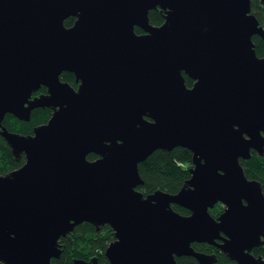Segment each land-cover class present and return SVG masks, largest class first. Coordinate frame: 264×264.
<instances>
[{
  "label": "water",
  "instance_id": "obj_1",
  "mask_svg": "<svg viewBox=\"0 0 264 264\" xmlns=\"http://www.w3.org/2000/svg\"><path fill=\"white\" fill-rule=\"evenodd\" d=\"M253 36L264 41L251 0H0V136L24 158L0 175V263L52 264L59 240L89 223L112 230L108 264L216 263L193 243L264 264L251 254L264 246V194L239 163L264 157V57ZM36 109L52 113L31 135L2 125ZM175 148L192 154L190 178L174 195L141 193L139 164Z\"/></svg>",
  "mask_w": 264,
  "mask_h": 264
},
{
  "label": "trees",
  "instance_id": "obj_2",
  "mask_svg": "<svg viewBox=\"0 0 264 264\" xmlns=\"http://www.w3.org/2000/svg\"><path fill=\"white\" fill-rule=\"evenodd\" d=\"M251 11L264 29V5H260L258 0H251ZM149 23L153 26H160L163 23L159 11H151L148 15ZM74 18H68L64 21V26L69 28L72 26ZM137 34L142 33L141 30L135 28ZM256 55L259 58L264 57V41L259 36H253ZM61 81L68 83L74 89L77 84L74 77L70 73H63L60 76ZM185 84L191 88L193 81L184 75ZM46 89L41 87L32 96L44 94ZM50 109H36L31 112L28 122L19 121L11 115L5 116L2 125L12 133L20 135H31L34 128L45 124L50 116ZM150 121V119H147ZM88 160L93 161L96 156L88 155ZM192 154L184 148H175L169 152L155 151L146 160L138 166L140 177L143 185L137 189L144 195H149L155 191H161L174 195L182 188L184 183L190 178L189 169ZM24 163L23 156L17 162L13 157L10 148L4 139L0 136V175H6ZM244 175L249 180L258 181L262 186L264 194V157L259 156L251 151V158L247 161L240 160ZM223 207L220 203L216 204L209 213L212 217H217ZM172 209L180 215H188V211L176 205H172ZM113 241L112 230L108 227H100L97 231L94 226L89 223L80 224L71 231L65 238L59 240L62 245V253L58 259H53L52 264H73L75 259L89 261L96 259L98 264H108L104 252L108 245ZM194 251L204 254H215L217 261L215 264H228L229 259L215 247L205 243H193L191 245ZM255 257H264V247H257L252 251ZM177 264H198L193 257L176 258Z\"/></svg>",
  "mask_w": 264,
  "mask_h": 264
},
{
  "label": "flooded vegetation",
  "instance_id": "obj_3",
  "mask_svg": "<svg viewBox=\"0 0 264 264\" xmlns=\"http://www.w3.org/2000/svg\"><path fill=\"white\" fill-rule=\"evenodd\" d=\"M44 94H46V92L44 93ZM223 210H224V207H223ZM223 212V211H222ZM221 212V213H222ZM113 240H114V238H113ZM259 247H261V246H259ZM262 247H264V246H262ZM255 249V248H254ZM254 249H252V251L254 250ZM252 251H251V254H252ZM253 255V254H252ZM254 256V255H253ZM255 257V256H254ZM261 257V256H260ZM263 259H264V257H262ZM230 261V260H229ZM228 264H233V262L232 261H230V263H228Z\"/></svg>",
  "mask_w": 264,
  "mask_h": 264
},
{
  "label": "rangeland",
  "instance_id": "obj_4",
  "mask_svg": "<svg viewBox=\"0 0 264 264\" xmlns=\"http://www.w3.org/2000/svg\"><path fill=\"white\" fill-rule=\"evenodd\" d=\"M234 264V263H233Z\"/></svg>",
  "mask_w": 264,
  "mask_h": 264
}]
</instances>
